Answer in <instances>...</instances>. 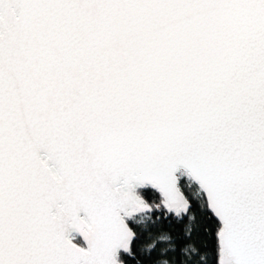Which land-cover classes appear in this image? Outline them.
Here are the masks:
<instances>
[{
    "label": "water",
    "instance_id": "1",
    "mask_svg": "<svg viewBox=\"0 0 264 264\" xmlns=\"http://www.w3.org/2000/svg\"><path fill=\"white\" fill-rule=\"evenodd\" d=\"M183 172L264 264V0H0V264H122Z\"/></svg>",
    "mask_w": 264,
    "mask_h": 264
},
{
    "label": "trees",
    "instance_id": "2",
    "mask_svg": "<svg viewBox=\"0 0 264 264\" xmlns=\"http://www.w3.org/2000/svg\"><path fill=\"white\" fill-rule=\"evenodd\" d=\"M179 185L191 205L185 216L168 213L157 191L138 190L137 196L152 211L142 221H128L136 237L129 252L120 254L122 264H219L222 225L196 184L184 177ZM75 242L83 245L80 238Z\"/></svg>",
    "mask_w": 264,
    "mask_h": 264
},
{
    "label": "rangeland",
    "instance_id": "3",
    "mask_svg": "<svg viewBox=\"0 0 264 264\" xmlns=\"http://www.w3.org/2000/svg\"><path fill=\"white\" fill-rule=\"evenodd\" d=\"M184 177H188L187 174H185L184 172H183V173H180L179 180H180V179H183ZM144 219H146V215H145V214H142V215H135V216H133L129 221H132V220H133V221H135V220L142 221V220H144ZM71 239L75 242V241H77V239H79V238H78V236H77L76 234H72ZM76 243H77V242H76ZM77 244H78V243H77ZM79 245L84 246V245H82V244H80V243H79Z\"/></svg>",
    "mask_w": 264,
    "mask_h": 264
}]
</instances>
